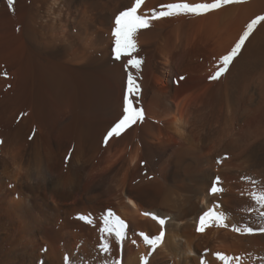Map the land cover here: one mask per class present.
<instances>
[{
  "label": "bare ground",
  "instance_id": "bare-ground-1",
  "mask_svg": "<svg viewBox=\"0 0 264 264\" xmlns=\"http://www.w3.org/2000/svg\"><path fill=\"white\" fill-rule=\"evenodd\" d=\"M134 3L15 0L13 12L0 0V264H222L215 252L264 264V232L231 227H264L250 195L264 191V26L209 80L264 0L152 20L136 36L139 70L113 51L114 18ZM129 73L145 118L105 146ZM108 210L128 228L105 254ZM209 210L228 227L197 232ZM144 212L166 221L154 250L138 234L161 226Z\"/></svg>",
  "mask_w": 264,
  "mask_h": 264
},
{
  "label": "snow or ice",
  "instance_id": "snow-or-ice-1",
  "mask_svg": "<svg viewBox=\"0 0 264 264\" xmlns=\"http://www.w3.org/2000/svg\"><path fill=\"white\" fill-rule=\"evenodd\" d=\"M244 0H200L197 3H190L188 0H177V2L161 4L157 9H153L150 15L138 14V9L144 3V0H135L132 6L119 12L114 18V28L112 36L114 37V53L117 60L122 57H128L127 65L131 68L139 70L142 64V59L138 58L136 53L138 52V45L136 42V36L139 30L148 29L151 26L152 20L179 16V15H192V16H203L217 10L230 6L233 4L243 3ZM10 10L14 12L15 0H7ZM257 26H264V14H260L252 18L247 22L242 33L239 35L237 41L231 47L229 51L219 57L216 71L209 77V80H218L221 76L228 72L233 61L238 57L242 48L246 42L253 35ZM7 74L5 73V76ZM183 79V77H181ZM141 93L140 85L137 83L136 78L129 73L127 77V88L123 97L122 114L121 116L110 126L104 136V144L107 146L108 142L113 138H121L122 135L138 122L144 120V110L139 104V94ZM31 138V137H30ZM0 143H3L0 140ZM70 159V156L66 157ZM219 178H217V184ZM223 189L217 187L214 184L211 187V193L221 192ZM256 204L264 209V191L253 192L250 194ZM144 216H150L151 219L156 221L161 226V231L156 236H149L143 232L139 233L144 242L149 245L153 250L162 242L165 235L164 225L165 219L161 216L152 213L144 212ZM260 218L264 220V212H260ZM81 220H85L87 223H93L92 220L85 216L80 217ZM215 223L218 227H228L226 223V217L214 210L205 211L199 217V226L197 232L203 233L206 228L211 227ZM103 228L101 231L105 233V236L101 238V242L98 245L101 252L107 254L110 251V243L107 240L108 236L114 234L115 239L118 242H122L126 237V229L128 228L125 220L111 210H108L106 215L102 217ZM232 231L244 234H254L256 232H264V227L253 228L247 224L244 225L243 229L232 225ZM136 243V241H133ZM207 251V250H206ZM215 258L222 262V264H231L232 260L238 259L237 257H229L226 254L215 252L213 253ZM68 257H66V264H68ZM112 264H118V261L113 260ZM201 264H207L205 260H201Z\"/></svg>",
  "mask_w": 264,
  "mask_h": 264
}]
</instances>
